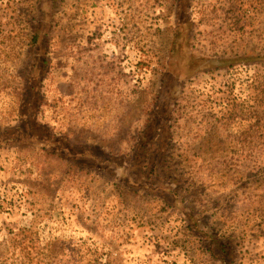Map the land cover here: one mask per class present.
Returning a JSON list of instances; mask_svg holds the SVG:
<instances>
[{
  "label": "rangeland",
  "instance_id": "1",
  "mask_svg": "<svg viewBox=\"0 0 264 264\" xmlns=\"http://www.w3.org/2000/svg\"><path fill=\"white\" fill-rule=\"evenodd\" d=\"M20 127L0 264H264V0H0V135ZM147 131L176 197L140 175Z\"/></svg>",
  "mask_w": 264,
  "mask_h": 264
},
{
  "label": "trees",
  "instance_id": "2",
  "mask_svg": "<svg viewBox=\"0 0 264 264\" xmlns=\"http://www.w3.org/2000/svg\"><path fill=\"white\" fill-rule=\"evenodd\" d=\"M36 37L38 36L36 35ZM37 119H38V116H37ZM30 124H31L30 127L32 128L33 142H36L40 145L41 144L50 145L57 141L58 136L53 132V130L49 126L45 125L44 131L41 130L40 132V128L38 127H40L41 125L39 124V122L35 125L34 120H31ZM24 132H25L24 128H21V127L17 129L5 131L3 134L0 135V143L9 135H18V134H23ZM49 132L51 135L50 138L48 137ZM148 133H149L148 131L145 132L144 137L137 144L138 146L133 149V158L140 159L145 165L144 167H142V170L140 171V175L141 177L144 178V180L146 179L147 183L151 185V189L154 188L155 185H159V188H157V190H162V189L166 190V188H163L162 186L163 184H159L160 180L161 179L163 181L172 180V177L170 176L166 178L163 174L160 173L163 169V165L165 164L164 155L160 154V152L162 151L160 146L157 147L154 151L152 150L153 149L152 145L154 144V142H156V140L154 141L150 140ZM35 137L38 138L37 141L36 139H34ZM64 141L67 142V140H64ZM67 145H69V156H70L69 162L82 165L84 164L85 160H96L97 158L95 150L93 149L91 150L80 149V151L78 152H73L71 151L72 145L69 143H67ZM151 152H155V155L152 156ZM154 157H155V160H153ZM107 159L110 161L111 164L114 163L112 159L110 158H107ZM113 159L115 158L113 157ZM77 167H82V166H77ZM167 190L168 192H171L173 196L175 197L177 196V193L173 191L172 189H167ZM182 202H186V199L184 197L182 198Z\"/></svg>",
  "mask_w": 264,
  "mask_h": 264
}]
</instances>
